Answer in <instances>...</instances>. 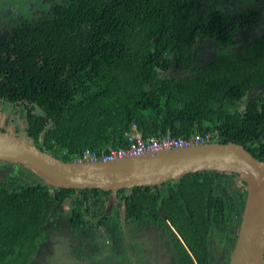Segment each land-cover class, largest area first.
Instances as JSON below:
<instances>
[{
    "label": "trees",
    "instance_id": "1",
    "mask_svg": "<svg viewBox=\"0 0 264 264\" xmlns=\"http://www.w3.org/2000/svg\"><path fill=\"white\" fill-rule=\"evenodd\" d=\"M262 6L263 0L77 2L49 23L52 29L38 25L9 54L0 49V101L20 106L29 140L68 161L87 148L125 147L132 132L217 133L215 140L242 143L264 161ZM209 43L215 55L197 61V50ZM10 166L0 161V168ZM15 169L0 179V264H26L42 225L71 196L80 194L72 201L79 213L88 193L105 192L56 187ZM236 179L235 172L207 170L119 194L127 219L161 205L189 241H201L210 227L221 234L239 225L241 217L225 205L198 206L208 189L233 190ZM195 254L199 264H217L199 247ZM181 264L195 262L187 255Z\"/></svg>",
    "mask_w": 264,
    "mask_h": 264
},
{
    "label": "flooded vegetation",
    "instance_id": "2",
    "mask_svg": "<svg viewBox=\"0 0 264 264\" xmlns=\"http://www.w3.org/2000/svg\"><path fill=\"white\" fill-rule=\"evenodd\" d=\"M80 1L85 0H24L23 3L0 0V49L9 54V46L14 50L19 36L38 25L52 29L49 23ZM0 113H4L1 105ZM14 171L12 166L0 168V179L3 174L10 175ZM239 180L231 183L233 190L226 186H222V193L208 189L206 202L198 205L208 209L225 205L241 217L239 225L226 226L227 230L222 228L221 234L219 227H210L207 238L193 242L168 214H164L161 205H150L152 208H147L143 217L136 216L132 220L127 219L120 190L88 193L89 202L79 205V213L73 208L72 201L80 198V194L73 195L44 222V233L37 237V247L26 264H181L187 255L192 256L175 229L194 254L199 247L210 262L228 264L227 258H231L234 251L246 203L247 185L239 186Z\"/></svg>",
    "mask_w": 264,
    "mask_h": 264
},
{
    "label": "water",
    "instance_id": "3",
    "mask_svg": "<svg viewBox=\"0 0 264 264\" xmlns=\"http://www.w3.org/2000/svg\"><path fill=\"white\" fill-rule=\"evenodd\" d=\"M0 161L8 162L13 168L30 169L56 187L104 191L159 185L207 170L238 173L247 185V195L228 264H264V161L242 143L212 141L111 161H68L42 150L24 134L0 127ZM175 232L195 264H199L182 234L177 229Z\"/></svg>",
    "mask_w": 264,
    "mask_h": 264
},
{
    "label": "built area",
    "instance_id": "4",
    "mask_svg": "<svg viewBox=\"0 0 264 264\" xmlns=\"http://www.w3.org/2000/svg\"><path fill=\"white\" fill-rule=\"evenodd\" d=\"M217 133L208 132L206 134L195 133L189 138L183 136H175L172 134L151 135L143 137L138 132H132L129 136V144L125 147H111L108 150L96 151L92 149H85L82 153L75 156L76 161H111L121 159L128 156H137L153 151H161L171 148H184L191 145H200L217 141Z\"/></svg>",
    "mask_w": 264,
    "mask_h": 264
},
{
    "label": "rangeland",
    "instance_id": "5",
    "mask_svg": "<svg viewBox=\"0 0 264 264\" xmlns=\"http://www.w3.org/2000/svg\"><path fill=\"white\" fill-rule=\"evenodd\" d=\"M18 3H23L24 0H18ZM24 5V4H23ZM24 8V7H23ZM261 18L264 19V0H263V6L261 8ZM264 24V20H263ZM216 45L213 43H209L204 47H199L197 50V61H206L210 59L213 55H215ZM0 105L4 109V113L0 115V120L3 125L4 129H7L8 131H16L19 134H24L26 136V133L24 131V126L26 125V119L23 116V112L20 110V106L13 105L7 101L3 102L0 101ZM3 115V116H2ZM239 186L246 185V183L243 180L238 181ZM43 253V250L41 251ZM38 259H41V257H38Z\"/></svg>",
    "mask_w": 264,
    "mask_h": 264
},
{
    "label": "clouds",
    "instance_id": "6",
    "mask_svg": "<svg viewBox=\"0 0 264 264\" xmlns=\"http://www.w3.org/2000/svg\"><path fill=\"white\" fill-rule=\"evenodd\" d=\"M73 160V159H72Z\"/></svg>",
    "mask_w": 264,
    "mask_h": 264
}]
</instances>
